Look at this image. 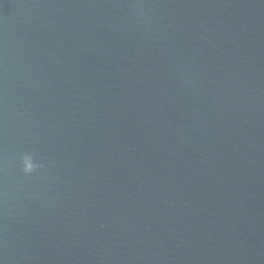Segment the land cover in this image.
Here are the masks:
<instances>
[{"label": "water", "instance_id": "1", "mask_svg": "<svg viewBox=\"0 0 264 264\" xmlns=\"http://www.w3.org/2000/svg\"><path fill=\"white\" fill-rule=\"evenodd\" d=\"M0 264H264V0H0Z\"/></svg>", "mask_w": 264, "mask_h": 264}, {"label": "clouds", "instance_id": "2", "mask_svg": "<svg viewBox=\"0 0 264 264\" xmlns=\"http://www.w3.org/2000/svg\"><path fill=\"white\" fill-rule=\"evenodd\" d=\"M19 173L25 177L40 174L44 170V164L31 152H24L15 161Z\"/></svg>", "mask_w": 264, "mask_h": 264}]
</instances>
